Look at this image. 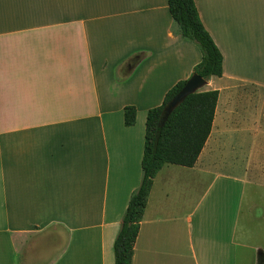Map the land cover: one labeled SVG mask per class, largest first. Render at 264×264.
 I'll use <instances>...</instances> for the list:
<instances>
[{"label": "crops", "instance_id": "crops-1", "mask_svg": "<svg viewBox=\"0 0 264 264\" xmlns=\"http://www.w3.org/2000/svg\"><path fill=\"white\" fill-rule=\"evenodd\" d=\"M194 3L222 54L201 88L219 90L214 119L192 167L154 176L131 264H264V224L236 237L247 175L216 164L264 134V101L243 121L225 89L264 88V0ZM200 59L167 0H0V264H114L147 111Z\"/></svg>", "mask_w": 264, "mask_h": 264}, {"label": "trees", "instance_id": "trees-1", "mask_svg": "<svg viewBox=\"0 0 264 264\" xmlns=\"http://www.w3.org/2000/svg\"><path fill=\"white\" fill-rule=\"evenodd\" d=\"M169 12L179 33L194 43L201 53L192 73L206 80L222 74V54L204 28L194 0H167ZM178 81L162 103L146 114L144 148L141 159L142 177L131 193L113 243L114 264H131L134 243L146 207L148 194L158 170L165 164L192 167L210 134L218 100V89L198 90L188 94L166 117L164 107L181 89ZM134 106H125V125L135 122Z\"/></svg>", "mask_w": 264, "mask_h": 264}, {"label": "rangeland", "instance_id": "rangeland-1", "mask_svg": "<svg viewBox=\"0 0 264 264\" xmlns=\"http://www.w3.org/2000/svg\"><path fill=\"white\" fill-rule=\"evenodd\" d=\"M225 89L238 92L239 104L234 112L237 115L242 114L243 121L250 120L247 114L252 110V106L264 101V88L252 84L232 82ZM246 137L244 136L242 139L243 144L239 145V142H236V145L234 144L228 149V151L231 150L228 161L216 162V164H223L229 172L247 175L248 181L242 203V216L236 237L240 241L249 243L250 232L256 227L257 221L264 224V134L260 136L258 150Z\"/></svg>", "mask_w": 264, "mask_h": 264}, {"label": "water", "instance_id": "water-1", "mask_svg": "<svg viewBox=\"0 0 264 264\" xmlns=\"http://www.w3.org/2000/svg\"><path fill=\"white\" fill-rule=\"evenodd\" d=\"M206 84V79L197 73H192L186 80L181 89L168 101L164 107V116L166 117L183 99L191 93H194Z\"/></svg>", "mask_w": 264, "mask_h": 264}]
</instances>
